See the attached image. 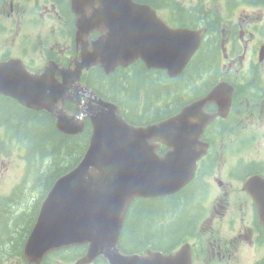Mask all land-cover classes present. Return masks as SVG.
I'll list each match as a JSON object with an SVG mask.
<instances>
[{
	"label": "flooded vegetation",
	"instance_id": "flooded-vegetation-1",
	"mask_svg": "<svg viewBox=\"0 0 264 264\" xmlns=\"http://www.w3.org/2000/svg\"><path fill=\"white\" fill-rule=\"evenodd\" d=\"M52 3L53 0L49 6L53 11L56 4ZM249 3L243 2L245 5ZM232 4L239 3L232 1ZM254 5L260 7L257 12L264 17V2L257 1ZM231 19L238 29H243L249 19L248 12L236 8L231 12ZM51 29H60V24ZM238 63L244 65L242 58ZM228 67L237 69L233 61ZM250 84L258 89L259 94L251 90L252 87L239 85L237 91L249 92V96L239 98L233 94L227 116L232 131H241L240 127H243L245 146L250 141L248 133L264 134V86H257L252 81ZM253 165L247 162L243 172L257 171L253 170ZM258 170L264 175V165H259ZM213 172V167L204 163L202 176L186 186L182 212L175 208L177 199L171 200L172 212L178 218L174 232L185 234L182 240L191 247L192 264H264V230L258 223L254 204L242 191L246 177L241 179L238 168L235 175L223 178L213 176Z\"/></svg>",
	"mask_w": 264,
	"mask_h": 264
},
{
	"label": "water",
	"instance_id": "water-1",
	"mask_svg": "<svg viewBox=\"0 0 264 264\" xmlns=\"http://www.w3.org/2000/svg\"><path fill=\"white\" fill-rule=\"evenodd\" d=\"M194 49L195 46L193 50ZM189 57L190 55L187 54L184 58H182V60L186 61ZM165 66L171 73L174 72L173 67H169L168 65ZM6 69L7 67L0 65V74L2 73L0 75V91L2 92L6 91V89L2 87L8 86V76L6 73H4ZM92 122L94 126V137L97 141L98 147L97 145H94L90 155L85 156V165H96V169L98 171L112 172L115 170L113 176H119L121 178L124 177L125 171L123 170V167L126 165L127 160H133V156L130 154V156L126 158L125 156L121 155L120 151L114 148L115 140L113 136H109L107 139L101 140L98 137L101 132L100 120L92 118ZM66 124L68 125V123ZM73 127L74 125H68L67 128L68 130H71ZM109 161L114 164L112 167ZM149 183L151 182L148 180L144 181L143 183L126 182V185L123 187H121L119 183H116L117 190H120L121 192V197L117 198L113 206H117L119 210L116 212H110L108 209H106L108 212L107 215H110L106 219H104V212L102 211H97L93 215V219L95 221L98 222L100 219L101 220L97 225L91 227L86 235V240L91 242L90 247L94 250L108 251L110 264H134L133 262H129V260L126 258H120L113 250V247L118 238L122 214L129 203L131 192L132 194L141 193L142 188ZM253 196L262 197V193L260 194L259 192H254ZM119 212L120 214L118 215ZM42 214L43 218H41V225L35 227L24 248L23 256L28 262L38 261L43 254L53 247H62L74 243L73 240L75 238L71 234L65 231L67 233L65 237L62 232V226L68 223H73L74 216L66 215L65 213L51 207H47L45 209V213L43 212ZM183 254L184 253H181L174 257L167 258L166 260L168 261L151 259L145 261L143 264H183L181 261ZM92 255L93 253L88 251L78 263H89L93 258ZM184 264H186L185 260Z\"/></svg>",
	"mask_w": 264,
	"mask_h": 264
},
{
	"label": "trees",
	"instance_id": "trees-1",
	"mask_svg": "<svg viewBox=\"0 0 264 264\" xmlns=\"http://www.w3.org/2000/svg\"><path fill=\"white\" fill-rule=\"evenodd\" d=\"M149 89L151 90V95H155L161 93L160 90H157V87L149 82ZM154 96V97H155ZM39 116L36 119L38 126H33L31 130H24L27 135L31 137V135L35 138H39L41 140V143L36 146V150L43 151L44 158H49V164L46 166L45 170L46 172L42 174L38 179L37 182H35L33 187L38 188L40 191L44 190V192L48 189L45 186H42L45 183H48L47 187L49 186L50 182L52 181L53 177L60 173L63 169V166L67 163H71L72 160L76 156H78L80 147L82 145L83 138L82 137H67L65 135H62L58 133L52 126L50 120L44 116L43 114H38ZM25 127V123L23 125V128ZM60 163L62 164L61 166ZM35 180V179H34ZM170 203L164 206H151L147 208L145 211L138 212L135 215V221L132 226L129 227V236L127 239H124V236H122L123 239L122 242L130 243L129 246L136 247L137 245H141L142 243H145L149 240V234L148 231H152L155 228L159 229V235L156 234L154 236H158L159 238L168 239L169 237H173V234H176L174 232L176 228L175 224H170L167 226H157L155 225L156 222H154L152 219H150V225L145 223L146 218L152 217L154 210H160L159 214H166L169 213V211L172 209V206L170 207ZM169 210V211H168ZM154 218V217H153ZM26 220L24 217L17 218L13 221V226L16 227V225L25 226ZM150 228V229H149ZM149 229V230H148ZM177 229V228H176ZM148 230V231H147ZM22 230H18L15 232V241H16V251L18 252V255L20 253L19 249V237L21 235ZM155 233V232H154ZM24 234V233H23ZM153 234V233H152ZM72 251H74L72 249ZM59 255L68 256L71 253V257H73V252L69 250H62L58 252ZM76 255V254H75Z\"/></svg>",
	"mask_w": 264,
	"mask_h": 264
},
{
	"label": "rangeland",
	"instance_id": "rangeland-1",
	"mask_svg": "<svg viewBox=\"0 0 264 264\" xmlns=\"http://www.w3.org/2000/svg\"><path fill=\"white\" fill-rule=\"evenodd\" d=\"M194 1V0H192ZM114 91V89L112 90ZM155 95H151V97H154ZM156 96H158V94H156ZM155 96V97H156ZM152 110V108H151ZM2 132H6L4 130V128L2 126H0V133ZM264 148V142L263 143H258V142H253V145L251 146L252 152H250V157L251 158H259L262 156V151ZM9 150V149H5L2 148L0 146V150ZM8 152V155L3 154L2 156H0V195L2 194H6L10 191V189L16 185V184H20L21 183V176L23 175V169H24V160L21 159L18 150L15 146H13L10 151H6ZM5 152V153H6ZM238 155L235 156V158L231 159V158H227L226 160L222 161L219 160L218 163L215 165L214 167V176L217 177H224L226 175H228L229 170L228 168L230 166H232L235 161L238 159ZM243 157V154L242 156ZM45 164H49V158L46 157V161ZM62 164L60 163L59 166H61ZM46 172V170H45ZM32 195H28L27 196V201L30 202L32 200ZM27 201H25V204H27ZM23 209H25V207H23ZM160 210H155L153 211V215L152 217H149L148 219L146 218L145 223L148 225H150V219H152L155 223V225L159 226V219L158 217H160L162 214H159ZM172 211V210H170ZM187 215V214H186ZM154 217V218H153ZM177 219V216H170L165 218V222L166 223H172L174 220ZM19 227V226H18ZM223 228H225L224 225H222ZM10 229L14 230V226L12 225L10 227ZM148 231V230H147ZM130 243H126L127 247L129 246Z\"/></svg>",
	"mask_w": 264,
	"mask_h": 264
}]
</instances>
